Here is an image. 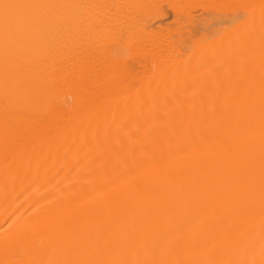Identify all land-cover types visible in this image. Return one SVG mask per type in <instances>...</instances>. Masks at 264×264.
Instances as JSON below:
<instances>
[{"label": "bare ground", "instance_id": "6f19581e", "mask_svg": "<svg viewBox=\"0 0 264 264\" xmlns=\"http://www.w3.org/2000/svg\"><path fill=\"white\" fill-rule=\"evenodd\" d=\"M0 264H264V0H0Z\"/></svg>", "mask_w": 264, "mask_h": 264}]
</instances>
